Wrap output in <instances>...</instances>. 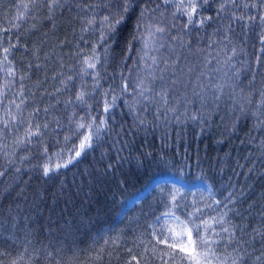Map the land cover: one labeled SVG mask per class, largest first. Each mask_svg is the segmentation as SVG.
I'll use <instances>...</instances> for the list:
<instances>
[{
	"label": "trees",
	"instance_id": "obj_1",
	"mask_svg": "<svg viewBox=\"0 0 264 264\" xmlns=\"http://www.w3.org/2000/svg\"><path fill=\"white\" fill-rule=\"evenodd\" d=\"M81 2L67 0L62 8L55 9L52 22L44 19L48 10L38 8L33 13L35 20L29 19L12 39L1 38L4 33L0 32V43L5 47L9 41L17 44L14 63L26 75V113L38 106L41 111L37 120L42 125L49 123L42 137L33 138L32 143L16 149L14 163L0 154V171L5 172V175L0 176V251L7 253L4 257L6 264L24 247H28L34 264H47L46 253L51 249L45 246L49 244L56 249H63L61 255L66 259L71 255L69 247L76 251L85 250L87 254L109 237L118 238L120 247L113 251L115 246L105 245L112 256H105L103 264H124L128 259L126 249L133 248L134 236L138 237L148 224L154 222L156 216L169 211L161 192L173 188L187 196V201H180L181 205L193 199L200 201V207L206 213L202 218L225 211L217 209L213 198L223 201L231 191L236 198L235 204L229 205L233 209L229 213L232 223L248 233H251L252 228H260L264 223L260 215L264 212V123H261L264 116L260 112H264V108L258 111V99L253 97V103L247 104L237 89L235 102H228V97L224 96L218 108L215 105L205 107L200 99L192 95L191 88L181 87L178 91L181 94L187 91L189 103L179 108V120L173 119L172 112H168L167 117L157 119L158 110L152 106L140 111L146 102L132 90L137 78L145 75L140 61V57L144 56V35L136 32L140 12L154 9L159 4L155 16L165 20L163 18L173 19L171 13L175 9L172 5H165L163 0H134L125 22L117 28L114 38L109 39L107 53L104 51L105 46L96 48L100 63L95 70L99 76L94 80L92 75H78L81 67L79 60L91 55L99 37L98 30L80 31L83 25L76 17L81 13L75 5ZM221 2L208 0V4L198 9L200 18L211 16L213 19L203 28L190 26L184 31L183 38L191 42V49H181L169 39L186 22V17L178 14L173 19L178 27L164 34L161 43L165 47L159 48L157 57L168 59L172 55L180 56L181 68L188 64L194 69L191 78L192 87H195V77L202 66L199 56L190 55L191 50L204 49L215 55V51L223 47L219 43L217 28L223 30L228 25L231 13L243 14L244 21L232 22L235 34L231 38L238 51L242 49L233 63L241 69L238 82L242 83L247 94L251 76L245 79L244 73L249 65L256 68V57H264L261 52L264 45L259 40V36L264 34V22L258 18L248 21L247 16L264 15V8L259 6L261 0H236L235 6L229 4L226 12L217 15ZM245 4L249 7L245 8ZM253 4L257 7H252ZM13 9V5L12 9H5L1 17H6L9 10ZM160 12L164 13L163 17H160ZM33 24L36 30H33ZM134 34L137 39L132 41ZM130 44L132 51L128 50ZM25 46L28 48L27 54ZM171 48H175L174 54ZM34 50H38L35 56L32 54ZM184 57L188 58L187 61ZM29 64L32 67H28ZM37 64L39 68L35 67ZM160 66L163 67V64ZM89 72L93 73V70L89 69ZM60 73L62 75L58 76ZM261 74L264 75V69H261ZM69 75L73 77L70 81L67 80ZM169 75L165 74L166 80ZM53 76H57V79H53ZM122 78L130 82L127 93L121 92ZM4 79L0 73V84H3ZM181 79L186 81L188 77ZM60 80L65 81L66 87ZM255 84L256 87L260 86V76ZM58 88L61 91L57 92ZM82 88L88 93L86 105L74 101L76 93ZM110 89L115 90L112 94L118 99L105 114L104 93ZM9 98H12L11 92ZM69 98L73 99L72 104L67 103ZM137 100H141V103L137 104ZM208 100H212L210 93ZM237 102L244 104V113L240 112ZM43 108H48V113ZM192 115H200L201 118L193 121ZM69 117L73 121L80 117L85 120L92 117L107 118L112 131L102 134L93 149L46 177L41 165L47 163L49 158L53 165H63L78 149L80 134ZM136 117L145 123L141 126ZM55 121H59V124ZM0 127L3 126L0 124ZM24 127L21 124L18 133H7L8 142L11 143L16 135L23 137ZM117 132L120 136L116 135ZM168 176L181 179L187 187L163 182L138 202L129 203L148 187L151 180ZM205 204L212 206L206 208ZM171 210L184 219L191 208ZM164 220L162 217L161 223ZM244 238L249 239L247 235ZM29 240L31 244H28ZM34 248H43L44 255L37 259ZM261 251L264 248L257 237L255 243H249L248 264H261V261L256 260ZM86 258L87 255L81 257ZM155 264L160 262L156 261Z\"/></svg>",
	"mask_w": 264,
	"mask_h": 264
},
{
	"label": "snow or ice",
	"instance_id": "obj_2",
	"mask_svg": "<svg viewBox=\"0 0 264 264\" xmlns=\"http://www.w3.org/2000/svg\"><path fill=\"white\" fill-rule=\"evenodd\" d=\"M12 3L16 9V14L9 21L11 26L0 27V32L5 35L13 29L23 27L29 19L35 20L36 17L33 13L38 8H46L48 14L45 15L44 19L52 22L55 9L62 8L67 3V0H27V2H24V0H12ZM133 3L134 0H82L81 3L75 5L76 8L80 9L81 13L76 17L83 25L80 31H99L98 43L97 46L92 48L91 55L84 56L79 60L81 67L78 75H92L94 80L99 76V72L95 71L97 64L100 63L96 48L105 46L104 51L107 53L110 47L108 44L109 39L114 38L117 28L125 22L126 14L132 9ZM163 3L172 5L175 9L171 13L173 19H176L178 14L186 17L183 28H178L176 34L169 36V39L181 49H191V42L185 41L182 33L190 26L203 28L206 23L213 19L211 16L200 18L198 12V9L208 4V0H163ZM229 4L235 6L236 0H222L217 15L226 12ZM259 6L264 8V0H261ZM159 7L160 5L157 4L154 9H145L140 12V17L136 24V32L140 33L141 36L146 33L148 37H156L157 34L164 35L171 28L178 27L175 24H166L155 16ZM244 7L247 8L249 5L245 4ZM252 7H257V5L253 4ZM159 15L163 17L164 13L160 12ZM128 18L130 19L131 17L128 16ZM257 18L264 22V15L259 17L247 16L248 21H255ZM244 20L245 15H236L233 12L228 25L223 30L217 28V34H220L219 43L223 44V47L215 51V55L204 49L191 50L190 55L199 56L200 65L202 66V70L195 77V87H192L193 80L191 78L194 69L188 64L181 68L179 63L180 56L172 55L168 59H164L163 57L150 56L145 52V55L140 57V61L144 64L143 71L145 75L138 77L132 86V90L136 95L146 102L145 107H141L140 111H146L148 106H152L158 110L157 119H160L161 116L167 117V113L172 112L174 114L173 119L179 120L180 116L177 115L179 108L181 106L186 107L189 103L187 91L182 94L179 93L178 89L181 87L184 89L191 88L192 95L200 99L205 107L215 105L218 108L224 96L228 97V102H235L237 89H239L240 97L243 101L247 104H252L253 97H255L258 99V111L264 108V75L261 74V69H264V57H256V68L253 69L249 65L244 73L245 79L249 75L251 76L247 94H245V88L242 83L238 82L240 81L241 69L236 66V63H233L242 49L238 51L237 47L233 45L231 37L235 34V29L232 22ZM141 29H143V32H141ZM33 30H36L35 24H33ZM136 39L137 36L134 34L132 41ZM259 40L264 45V34L259 36ZM148 43V40L144 41L145 48L148 47ZM229 45H232V47L229 48ZM163 47L165 45H159V48ZM209 47L211 48L212 45H209ZM16 48L17 44H13L11 41L8 42L7 47L0 43V73L5 77L3 84H0V110L3 112V115H0V124L3 125V127H0V154L11 163H14L13 157L16 156L17 148L32 143L33 138L39 139L44 135V130L49 128V123L42 125L37 120L41 111L40 107H34L30 112L26 113L27 97L25 96L26 85L24 84L26 75L15 66L14 50ZM159 48L154 50L159 51ZM128 50L132 51L131 44ZM24 51L27 54V46L24 47ZM170 51L174 54L175 48H171ZM37 52L38 50H34L32 54L35 56ZM261 52L264 53V47L261 48ZM9 57H12V59ZM184 59L187 61L188 58L184 57ZM213 61H215V64H213ZM237 63L243 64L242 61H237ZM161 64H163V67L160 66ZM28 67H32V65L29 64ZM35 67L39 68L40 65L37 64ZM89 69L93 70L94 74L90 73ZM166 73H170L167 80L165 77ZM59 75H62V73ZM184 76L188 77L186 81L181 79ZM258 76H260V86L256 87L255 81ZM202 77L205 79L202 80ZM53 79H57V76H53ZM72 79L71 75L67 77L69 81ZM158 81L159 84L157 83ZM60 83L66 87L64 80H60ZM129 87L130 82L128 79L122 78L121 92L127 93ZM14 88L15 91H13ZM56 91L59 92L61 89L58 88ZM114 91V89H110L104 93L103 112L105 114L115 106V102L118 99L116 95L112 94ZM10 92L12 93V98H9ZM209 93L212 96L211 101L208 100ZM87 96L88 93L82 88L76 93L74 101L81 105H86ZM109 96L111 97L110 99H108ZM141 100H137L136 103H141ZM67 103L72 104L73 99L69 98ZM237 106H239L241 113L246 111L244 104H238L237 102ZM43 111L48 113L49 109L43 108ZM260 115L264 116V112H260ZM200 118V115L191 116L193 121H198ZM135 119L138 120L141 126L145 123L139 117ZM69 121L76 124V132L80 134L78 149L63 165L59 163L53 165L51 158H49L47 163L41 165L43 175L46 177L62 166L67 167L68 164L80 158L89 149H93L102 134L112 131L108 125L107 118L92 117L90 120H85L84 117H80L78 120L73 121L69 117ZM55 122L59 124V121ZM165 123H167V119H165ZM261 123H264V121H261ZM21 124L25 125L23 137L16 135L9 143L7 133L13 131L18 133L20 131L19 125ZM116 135L120 136V133L117 132ZM46 151L47 149L45 148ZM248 171L251 172L252 169L249 168ZM3 175H5V172L0 171V176ZM161 195L165 198V206L169 208V211L156 216L154 222L148 224L138 237L134 236L133 248L126 249L128 259L124 261V264H155L156 261H159L160 264H169V261H171V264H177V262L179 264H248L249 243H255L256 238L259 237L261 247L264 248V223L261 224L260 228H252L251 233H248L244 228L233 224L229 218V213L233 210L229 205H234L236 202L233 192L229 191L223 201L213 198V204L217 206V209L222 208L225 211L218 212L216 216L208 218H202L206 216V213L204 208L200 207V201L196 199L181 205L180 201H187V196L181 193L179 189L173 188L166 192L162 191ZM211 206L210 204L204 205L206 208ZM181 207L191 208V211L185 214L184 219H181L180 216L176 215L175 211L171 210L180 209ZM260 215L264 219V212H261ZM162 217L165 218L163 223H161ZM197 220H199V223H197ZM156 225H159V227ZM245 235L249 239L246 240L244 238ZM117 239L111 237L104 239L102 245L92 249L87 254L85 250L76 251L69 247L68 252L71 255L67 256L66 259L61 255L63 249H56L49 244L45 247L51 250L46 253L45 258L47 264H103L105 256H112V252L108 251L105 245L111 244L115 246L113 251H116L120 247ZM28 244H31L30 240ZM33 253L39 259L41 255H44V249L34 248ZM6 255L7 253L0 251V264H6L4 259ZM26 255L28 256L27 260H25ZM85 255H87V258L81 259ZM117 258H119L118 253ZM256 260L264 264V251H261ZM7 264H34V261L32 254H29L28 247H24L14 257L8 259Z\"/></svg>",
	"mask_w": 264,
	"mask_h": 264
},
{
	"label": "rangeland",
	"instance_id": "obj_3",
	"mask_svg": "<svg viewBox=\"0 0 264 264\" xmlns=\"http://www.w3.org/2000/svg\"><path fill=\"white\" fill-rule=\"evenodd\" d=\"M12 4H13L12 0H0V15L2 13H4L5 9H7V8L12 9ZM2 10H3V12H2ZM162 21L166 24H169V25L172 24L169 20H162ZM182 34L184 35L185 33H182ZM162 38H163V35H160V34H157L156 37L146 36L145 40H148L149 43H148V47L145 48V52L156 54L157 51H155L154 49L159 48V45H161V42H162ZM153 41H155V43H153ZM0 115H3V113H1V110H0ZM11 133H8V134L10 135Z\"/></svg>",
	"mask_w": 264,
	"mask_h": 264
}]
</instances>
